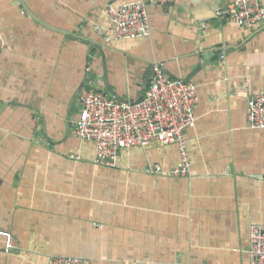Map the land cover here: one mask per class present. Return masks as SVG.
<instances>
[{"label": "crops", "instance_id": "0c3cea01", "mask_svg": "<svg viewBox=\"0 0 264 264\" xmlns=\"http://www.w3.org/2000/svg\"><path fill=\"white\" fill-rule=\"evenodd\" d=\"M235 1L23 0L52 30L0 0V264H250L251 227L264 225V130L248 124L251 96L264 93V22L220 19ZM134 2L151 35L106 45V10ZM218 49L233 52L199 69ZM152 66L197 87L186 177L168 175L176 145L123 150L111 168L75 134L87 79L133 102Z\"/></svg>", "mask_w": 264, "mask_h": 264}, {"label": "built area", "instance_id": "2783aa9c", "mask_svg": "<svg viewBox=\"0 0 264 264\" xmlns=\"http://www.w3.org/2000/svg\"><path fill=\"white\" fill-rule=\"evenodd\" d=\"M105 15L110 26H97L96 32L106 45L151 35L143 2L109 6ZM218 17L248 30L264 22V6L258 0H237L219 12ZM92 85L91 80L79 95V114L74 126L77 137L95 144L96 165L115 167L123 150L144 149L155 142L176 145L180 149L181 164L170 171L169 176L189 175L191 160L186 150L185 131L192 129L197 120L199 97L195 85L171 79L158 66L141 102H120ZM248 124L253 130H264V93L251 96ZM151 173L159 175L163 170L157 165L151 167ZM250 236V264H264V225H253ZM49 264L85 262L79 258L58 257Z\"/></svg>", "mask_w": 264, "mask_h": 264}, {"label": "water", "instance_id": "95a60500", "mask_svg": "<svg viewBox=\"0 0 264 264\" xmlns=\"http://www.w3.org/2000/svg\"><path fill=\"white\" fill-rule=\"evenodd\" d=\"M17 3L18 5H20V7L24 10V13L26 15H30L32 18L35 19L36 22H38L39 24H41L42 26L48 28V29H52L54 30L53 28H51L50 26H48L46 23L42 22L40 19H38L28 8L27 6H25L23 0H17ZM59 31V30H57ZM63 34H65V36H68L70 39H79V36L74 34V33H69V32H62ZM99 53L100 56L102 58H105V54L103 52V47L101 45H96L93 47V49L90 50V54H96V53ZM233 52V49H230V50H227V51H224L222 49H218V50H212V51H205L203 53H201L200 55V58L202 61H205L203 63L205 64H202L200 66L199 69H203L207 66V64H213V63H219L220 61L224 60L225 58V55H228L230 53ZM154 66L151 67V69H149V72L146 73V76L147 78L144 79V83H143V90H142V93H141V96L140 98L138 99V102H141L143 101L144 97H145V94L147 92V90L149 89L150 87V83H151V80L148 79L149 75L153 74L154 76ZM161 68V67H160ZM162 69V68H161ZM162 71L164 72V70L162 69ZM166 73V72H164ZM166 75L168 77H170L171 79L173 80H179V79H176L174 77H172L169 73H166ZM91 81V79H87L86 82H84L80 89H79V92L77 94V97H79L82 89ZM107 90L108 92L113 96V98H115L116 100L120 101V102H126L125 100H121L119 99L117 96H116V93L113 91V89L109 88V86H107Z\"/></svg>", "mask_w": 264, "mask_h": 264}, {"label": "rangeland", "instance_id": "374dc122", "mask_svg": "<svg viewBox=\"0 0 264 264\" xmlns=\"http://www.w3.org/2000/svg\"><path fill=\"white\" fill-rule=\"evenodd\" d=\"M240 28V27H239Z\"/></svg>", "mask_w": 264, "mask_h": 264}]
</instances>
